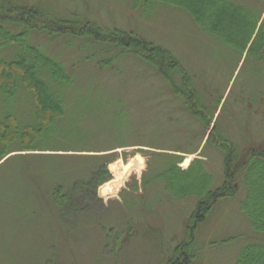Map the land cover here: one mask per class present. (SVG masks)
<instances>
[{"label": "rangeland", "instance_id": "374dc122", "mask_svg": "<svg viewBox=\"0 0 264 264\" xmlns=\"http://www.w3.org/2000/svg\"><path fill=\"white\" fill-rule=\"evenodd\" d=\"M28 1L43 2L54 16L63 12L107 27L115 25L169 49L188 67L205 103L212 104L218 96L221 100L209 129L202 133L201 125L185 115L164 82L131 53L119 59L118 76H110L96 70L90 61V55L98 58L107 52L104 46L81 39H70L71 43L65 38L35 39L34 35L38 47L49 56L65 58V65L79 54L72 49L84 48L75 60L80 64L68 103L73 121L69 128L77 125L86 139L73 140L70 145L94 150L123 143L132 146L111 153L113 160L106 166L108 178L95 188L86 184L91 179L88 168L96 167L95 155L101 153L17 151L2 159L0 264H165L185 238L196 199H177L161 181L154 180L165 159L158 166L148 151L163 150L143 145L151 142L167 149L166 155L172 154L169 149L181 147L183 152H177L182 157L180 162L202 161L213 189L224 179V154L207 142L215 121L217 133L233 143L239 160L250 147L262 144L264 47L257 53L247 51L259 29L264 36V1L232 0L248 24L253 23L254 14L261 13L242 55L229 47L227 33L217 38L201 32L183 11L169 5L135 7L133 0ZM258 40H254V47ZM8 50L0 48V58L8 57ZM4 108L0 99V116ZM11 110L20 123L30 122L32 105L26 95H21ZM196 147V152L186 153ZM136 156L141 158L142 168L130 172L116 193H103L102 188L116 180L118 167ZM57 185L69 198L68 208L53 202L52 191ZM236 189L233 198L218 200L196 225L192 246L195 258L190 264H234L247 240L258 238L240 210L242 191L237 185ZM229 238L233 239L223 242Z\"/></svg>", "mask_w": 264, "mask_h": 264}, {"label": "trees", "instance_id": "16d2710c", "mask_svg": "<svg viewBox=\"0 0 264 264\" xmlns=\"http://www.w3.org/2000/svg\"><path fill=\"white\" fill-rule=\"evenodd\" d=\"M133 4L135 7L142 4L144 8L165 4L180 9L201 32L217 38L227 33L230 38L229 47L241 55L254 35L261 14H254L253 23L248 24L232 0H133ZM44 6L41 1L0 0V48L6 51L12 49L8 50V57L0 58V99L5 106L0 116V161L17 151L101 153L95 155L98 160L96 167L93 170L88 168L91 179L86 184L95 188L108 178L106 166L113 160L111 153L117 148L132 146L131 143H123L94 150L70 145L73 140L84 142L86 139L85 132L79 130L77 125L69 128L73 121L69 118L68 103L72 99L70 94L75 84L74 74L80 64L75 60L83 54L80 52L84 48L80 46L76 50L72 49L80 55L74 53L77 57L65 65V58L49 56L38 47L39 44L34 43L36 34L50 40L81 39L104 46L107 52L100 53L98 58L90 55V61L93 60L96 70L110 76H118L119 59L123 54L131 53L143 67L149 68L153 75L164 82L181 104L185 115L201 125L202 133L209 129L221 97L215 98L213 105L205 103L194 85L188 67L169 49L117 26L107 27L94 20L76 18L75 14L66 16L63 12L54 16ZM260 32L259 29L254 38H259V45L254 47L256 43L253 40L247 54L257 53L264 47V36ZM21 95H26L31 102L30 122L20 123L11 110V105ZM171 117L178 123L175 116L171 114ZM216 126L217 121L208 134L207 142L224 154V179L219 187L213 189L210 188L211 176L199 159H195L186 170L178 166L182 157L177 152H183L181 147L169 149L172 154L166 155L164 150L167 149L153 146L151 142L143 145L153 150H163H147L156 165H162L161 161L165 159L154 180L161 181L169 194L177 199L187 196L196 199L185 238L175 247L173 255L165 264H190L194 260L192 246L196 225L218 200L233 198L237 192L236 185L242 191L240 210L258 238L247 240L237 252L234 264H264V141L258 147H248L245 157L239 160L233 143L219 135ZM196 150L197 147L186 153H194ZM52 198L58 207L70 206L61 185L53 189ZM129 223L130 219H127ZM230 239L233 238L223 242Z\"/></svg>", "mask_w": 264, "mask_h": 264}, {"label": "bare ground", "instance_id": "6f19581e", "mask_svg": "<svg viewBox=\"0 0 264 264\" xmlns=\"http://www.w3.org/2000/svg\"><path fill=\"white\" fill-rule=\"evenodd\" d=\"M115 26V25H114ZM113 27V26H111ZM39 34H36L35 37L38 39ZM142 168V160L138 156L131 159L127 165L121 167H118V170L115 172L116 180L109 183V185H106L102 188L103 193L105 194H114L120 187L121 183L124 181V179L130 174V172L138 170ZM119 169L122 171L120 172Z\"/></svg>", "mask_w": 264, "mask_h": 264}, {"label": "water", "instance_id": "95a60500", "mask_svg": "<svg viewBox=\"0 0 264 264\" xmlns=\"http://www.w3.org/2000/svg\"><path fill=\"white\" fill-rule=\"evenodd\" d=\"M190 160L189 159H185L184 161H183V163L180 165V167H185V168H187L189 165H190Z\"/></svg>", "mask_w": 264, "mask_h": 264}]
</instances>
